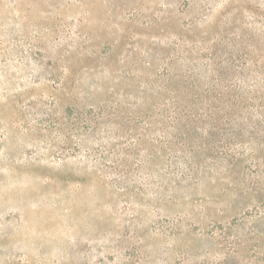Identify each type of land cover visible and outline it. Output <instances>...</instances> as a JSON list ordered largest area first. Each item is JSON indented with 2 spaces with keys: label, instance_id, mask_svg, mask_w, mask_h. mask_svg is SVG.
I'll return each mask as SVG.
<instances>
[{
  "label": "rangeland",
  "instance_id": "rangeland-1",
  "mask_svg": "<svg viewBox=\"0 0 264 264\" xmlns=\"http://www.w3.org/2000/svg\"><path fill=\"white\" fill-rule=\"evenodd\" d=\"M253 77L264 0H0V264H264V108L175 119Z\"/></svg>",
  "mask_w": 264,
  "mask_h": 264
},
{
  "label": "trees",
  "instance_id": "trees-1",
  "mask_svg": "<svg viewBox=\"0 0 264 264\" xmlns=\"http://www.w3.org/2000/svg\"><path fill=\"white\" fill-rule=\"evenodd\" d=\"M243 88H247V92L241 91ZM201 98L203 99L200 101H204L207 98L210 99L212 107H209L205 112H200L196 109H183L175 118L176 120H180L179 123L184 122L182 125L185 131H187L189 127L211 130L217 127L219 128L222 122L232 125L238 123L240 128L245 127L247 121H249L245 115H253L264 108V79L253 77L247 81L239 80L236 82L234 91L232 89L225 93L216 92L214 95H203ZM215 102H217L216 105ZM199 121H201L203 125L199 126ZM179 142L188 146L190 149L202 147L203 144V142L198 139H182ZM228 143L232 145L234 142L227 141L222 144L230 146ZM219 144H221V139L213 145L209 144V146H211L210 148L223 147ZM219 150L220 149H216L215 151Z\"/></svg>",
  "mask_w": 264,
  "mask_h": 264
}]
</instances>
